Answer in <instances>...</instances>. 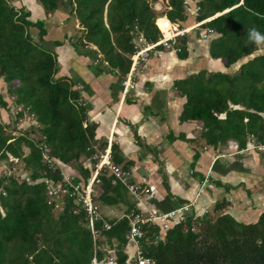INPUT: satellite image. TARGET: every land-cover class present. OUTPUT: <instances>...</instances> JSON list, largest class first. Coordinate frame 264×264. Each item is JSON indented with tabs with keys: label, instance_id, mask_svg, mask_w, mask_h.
I'll return each instance as SVG.
<instances>
[{
	"label": "trees",
	"instance_id": "16d2710c",
	"mask_svg": "<svg viewBox=\"0 0 264 264\" xmlns=\"http://www.w3.org/2000/svg\"><path fill=\"white\" fill-rule=\"evenodd\" d=\"M12 1L0 0V79L5 84L4 92L0 89V264H90L92 258L104 260L110 251L116 264H128L129 214L136 208L121 194V184H111L106 169L93 186L91 200L98 218L92 230L75 197L53 198L47 192L48 184L68 192L75 183L84 186L89 170L80 158L90 159L93 165V125L86 120L85 107L77 104L79 94L72 89L73 83L56 77V56L47 47L61 41L44 37V18L57 10L61 0H35L45 17L34 20L30 18L33 11L21 0L19 7ZM156 1L160 0H70L68 14L73 20L77 17L80 31L72 46L87 47L99 55L97 62H105L106 68L123 76L130 61L132 33L156 38L154 19L160 15L152 9ZM166 1L170 8L165 14L171 21L183 20L190 6L197 7V21L219 13L202 24L218 34L210 52L223 57L226 65L251 56L232 75L216 72L186 84L193 89L184 116L203 120L206 144L216 146L233 139L243 147L251 135L264 146V0ZM31 27L36 28L37 39ZM253 28L260 34V43L249 38ZM228 102L240 107L232 108ZM17 105L21 107L15 111ZM2 112L11 119H3ZM25 112L34 123L16 127L18 118L27 119ZM220 113L223 118L218 117ZM113 149L110 145V160L118 163ZM43 152L54 159L55 169L43 161ZM63 166L76 170L68 175L67 184L62 181L67 175ZM77 175L86 181H79ZM119 203L124 208L117 218L108 219L98 211L100 206ZM191 218L170 225L157 241V223L140 225L142 254L155 264H264V210L248 224L226 213L214 218L205 215L200 219L203 229L194 231L188 229Z\"/></svg>",
	"mask_w": 264,
	"mask_h": 264
},
{
	"label": "crops",
	"instance_id": "0c3cea01",
	"mask_svg": "<svg viewBox=\"0 0 264 264\" xmlns=\"http://www.w3.org/2000/svg\"><path fill=\"white\" fill-rule=\"evenodd\" d=\"M34 5L38 8L34 18H41V9ZM59 8L56 12L62 9ZM169 8L166 0L154 2L152 9L160 14L154 22L160 17L166 18L163 14ZM186 10L187 18L174 21L182 27L197 22L198 26L177 37L170 47L151 49L144 66L137 67L131 77L133 88L124 95L119 86V80L124 76H120V71L106 68V63L100 60L97 62L99 55L89 49L79 48L77 53L73 46L66 47L62 39L63 36L69 37L66 32L69 24L65 23L63 31L57 14H50L49 19L43 17L45 28L51 18L50 28L46 29L48 40H60L62 44L53 46L55 50L47 45L56 56L58 71L55 75L67 77L73 83L72 89H76L83 100L81 105L86 109V120L93 125L92 155L101 153L110 140L114 160L118 161L113 163L129 171L130 182L148 189L138 197L130 195L136 208L131 212L148 215L191 203L186 213L176 214L170 219L169 226L191 216L190 225L199 230L198 226L203 225L200 222L203 216L214 218L222 213L239 223H253L264 210V151L246 150L248 138L243 147H239L233 139L216 146L206 144L203 140V120L183 114L188 94L193 89V85L186 84L216 72L232 75L243 61L239 65L235 63L243 58L226 65L223 57L211 54L210 43L218 34L202 22L219 13L197 21L195 6ZM59 34L61 38L57 37ZM138 34L141 33H132V44ZM71 39L75 41V37ZM233 66L236 68L232 69ZM228 105L240 107L230 102ZM223 116L224 113L218 115L219 118ZM92 160L93 163L96 161L94 156ZM80 161L89 170L90 176L93 167L90 159L83 157ZM62 169L67 175L76 171L68 166ZM77 177L81 182L86 181L79 175ZM111 184H114L112 180ZM209 207H212V213L207 211ZM98 211L108 219L117 218L122 213L120 210L116 212L115 204L100 206ZM160 233L164 232L160 230ZM128 241L129 264L134 244ZM111 254L110 251L107 255L114 257V253Z\"/></svg>",
	"mask_w": 264,
	"mask_h": 264
},
{
	"label": "built area",
	"instance_id": "2783aa9c",
	"mask_svg": "<svg viewBox=\"0 0 264 264\" xmlns=\"http://www.w3.org/2000/svg\"><path fill=\"white\" fill-rule=\"evenodd\" d=\"M197 9V7L195 8ZM155 26L158 30V35L154 40H148L142 34H138L135 37V41L132 44V51L129 55L130 63L127 72L119 80V86L121 89V94L124 95L127 90L133 88V81L131 77L137 67H143L148 52L157 47H170L176 42V38L182 36L186 31L194 29L198 26V22L193 25L182 27L176 21L168 20L164 17L158 18L155 22ZM176 50H179L176 47ZM96 62V61H95ZM83 100L79 97L77 104L81 105ZM84 124V123H83ZM251 141L249 140L245 149L249 147ZM257 149L263 150V145L256 146ZM96 161L93 163L92 170L90 171V176L87 179L85 185L73 184L71 188L73 191H66L65 187H52L48 184L47 192L50 197L58 198L59 194H66L68 197H75L73 200L75 203H80L82 208L86 211L88 215V225L92 230V223L98 218L96 211V206L91 200L92 193H94L93 185L99 183V174L103 169H106L108 175L112 178H116L122 185H124L129 194L132 197H138L140 194H144L148 191L147 188H141L137 184L130 182V173L126 169L120 168L118 165L114 164L110 160V140L107 142L106 146L102 149V152L98 155H93ZM42 159L51 169H55L54 159L49 156L48 153H42ZM70 178L68 175H64L62 178L63 183H68ZM115 182L114 179H112ZM48 183V182H47ZM51 198V199H53ZM191 203L182 205L175 210H170L167 212H153L148 215H143L138 212H131L129 214V228H128V238L134 244V250L132 258L134 259L133 264H155V260L151 257L144 256L141 251L140 239L143 236V232L140 229V225H144L148 222H155L159 225L160 230L165 232L169 227L170 219L175 217L176 214L186 213ZM54 207H58V202L54 203ZM105 228H108L107 224H104ZM190 231L195 230V225H190L188 227ZM186 230V228H185ZM162 233L155 237V241L162 240ZM154 241V242H155ZM90 264H116L113 256H107L104 260L96 261L94 258L91 259Z\"/></svg>",
	"mask_w": 264,
	"mask_h": 264
},
{
	"label": "rangeland",
	"instance_id": "374dc122",
	"mask_svg": "<svg viewBox=\"0 0 264 264\" xmlns=\"http://www.w3.org/2000/svg\"><path fill=\"white\" fill-rule=\"evenodd\" d=\"M13 2V4L16 6V7H19V6H21V4L22 5H24L27 9H31L32 11H33V14H31L30 15V18L32 19V20H34L35 18H33L34 16H36L37 14H34V12H37L38 11V8H36V6L34 5V4H36L35 3V0H21L20 1V3L21 4H19L18 3V0H14V1H12ZM61 4H59V9H61V10H58L57 12L55 11L54 12V15H56L57 14V17H59L58 19H59V22L61 23V24H63L62 26H60L61 28H62V30L64 31V29H66L65 28V23H68L69 24V26H68V28L66 29V32H67V34H69V37L67 38L66 36H63V38L64 39H62V43L67 47H72V41H73V39H71V38H77L79 35H80V31L78 30L79 29V25H78V22L76 21L77 20V17L76 16H73V18L75 19V20H73L72 19V16H69V14H68V11L70 10V8L72 7V4H70V0H61V2H60ZM31 5H34L33 7H31ZM61 11V12H60ZM164 11V10H163ZM43 13L42 12H40V14H39V16L41 17V18H43V17H45V15H42ZM58 14H59V16H58ZM52 15V14H51ZM65 15V19H63V20H61V18L63 17ZM163 16H165L166 18H167V16H166V14H163ZM48 17V19H49V15L47 16ZM47 17H45V18H47ZM188 17V14H186L185 15V18H187ZM177 18V17H176ZM184 18V19H185ZM49 22H51V18H50V20L47 22V26H46V29L47 30H49ZM53 22H55V20L53 19ZM44 27H45V25H44ZM31 33H32V35H34V33H36V28H34V27H31ZM56 31V30H55ZM53 36H55V35H53ZM45 38H47V36L45 35L44 36ZM57 37H60L61 38V34H59ZM38 37H37V35H34V39H37ZM49 39V38H48ZM47 45L50 47V48H53V46L54 45H52L51 43H47ZM62 45V44H61ZM47 46V47H48ZM54 50H55V48H53ZM84 50L85 49H87V47H85V48H83ZM77 51V53H78V48L76 49ZM82 50V49H81ZM263 52V51H262ZM250 56H247V57H245L246 59H248ZM56 58V57H55ZM245 59L243 58L242 60H239L237 63H235V64H237V65H239V63L241 62V61H244ZM234 64V65H235ZM236 65V66H237ZM236 66H233V68L232 69H234V67L236 68ZM199 85H203V82H200V83H198ZM4 88H5V84H4V82L0 79V89H1V91L2 92H4ZM3 96L5 97V93L3 94ZM11 99V98H10ZM238 100H239V104H241L240 102H241V99H239L238 98ZM20 107H21V105H17L16 107H14L15 109V111H18L19 109H20ZM26 115H27V119L26 120H24L22 117L21 118H18V124H17V126L16 127H20V128H23L25 125H28L29 123H34V120L32 119V117L30 116V115H28V114H26V112H25V118H26ZM2 118L3 119H11V117H8L7 115H6V113H4V112H2ZM15 134H17V132H15V131H13V135H15ZM248 138V142H249V140L251 141V144L249 145V147L246 149V150H254V151H257L258 153H263V151H264V149H263V151H261V150H259V149H257L256 148V146H258L259 144H257V141L255 142V138L254 137H247ZM247 138H246V140H247ZM83 158V157H82ZM80 160H81V158H80ZM1 169H3V165H0V170ZM12 170H13V172H15L17 169H16V166H12ZM64 174H66L64 171H62ZM68 172V171H67ZM88 175V174H87ZM86 174H84V176H87ZM86 179V178H85ZM112 179H114L115 180V183H119V184H121L120 186H121V189H120V192H121V194L124 196V193H125V196H127V200H130V194H129V192H128V190H127V188L124 186V185H122V183H120L116 178H111V180ZM94 186V185H93ZM91 198H92V196H91ZM130 201H132V200H130ZM133 202V201H132ZM123 207V203L122 204H118L117 205V211L116 212H119V210L122 212V208ZM212 207H209L208 208V212L209 213H212V209H211ZM103 210V209H102ZM103 213H104V211H103ZM117 214V213H116ZM208 214V213H207ZM199 227V230H202L203 229V225H200V226H198ZM197 229V228H196ZM112 253V252H111ZM112 255V254H111ZM133 262H134V259L132 258L131 260L129 259V264H133Z\"/></svg>",
	"mask_w": 264,
	"mask_h": 264
},
{
	"label": "clouds",
	"instance_id": "9594fccd",
	"mask_svg": "<svg viewBox=\"0 0 264 264\" xmlns=\"http://www.w3.org/2000/svg\"><path fill=\"white\" fill-rule=\"evenodd\" d=\"M249 38L253 42L260 43V34L257 32V30L255 28L250 30Z\"/></svg>",
	"mask_w": 264,
	"mask_h": 264
}]
</instances>
